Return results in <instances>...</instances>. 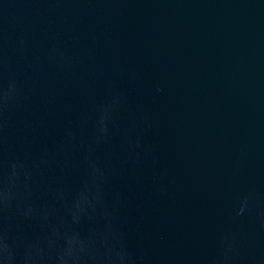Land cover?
Listing matches in <instances>:
<instances>
[{"label":"water","instance_id":"1","mask_svg":"<svg viewBox=\"0 0 264 264\" xmlns=\"http://www.w3.org/2000/svg\"><path fill=\"white\" fill-rule=\"evenodd\" d=\"M4 243L264 264V0H0Z\"/></svg>","mask_w":264,"mask_h":264},{"label":"clouds","instance_id":"2","mask_svg":"<svg viewBox=\"0 0 264 264\" xmlns=\"http://www.w3.org/2000/svg\"><path fill=\"white\" fill-rule=\"evenodd\" d=\"M0 257L3 258L5 264H14L15 261V251L11 245L4 243L0 246Z\"/></svg>","mask_w":264,"mask_h":264}]
</instances>
